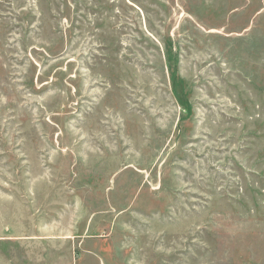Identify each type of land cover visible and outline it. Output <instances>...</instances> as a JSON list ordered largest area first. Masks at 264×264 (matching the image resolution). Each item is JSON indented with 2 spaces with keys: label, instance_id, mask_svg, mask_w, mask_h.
<instances>
[{
  "label": "rangeland",
  "instance_id": "374dc122",
  "mask_svg": "<svg viewBox=\"0 0 264 264\" xmlns=\"http://www.w3.org/2000/svg\"><path fill=\"white\" fill-rule=\"evenodd\" d=\"M0 264H264V0H0Z\"/></svg>",
  "mask_w": 264,
  "mask_h": 264
}]
</instances>
